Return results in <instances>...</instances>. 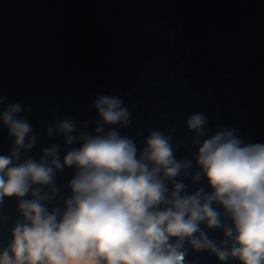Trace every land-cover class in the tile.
<instances>
[{
  "label": "water",
  "instance_id": "95a60500",
  "mask_svg": "<svg viewBox=\"0 0 264 264\" xmlns=\"http://www.w3.org/2000/svg\"><path fill=\"white\" fill-rule=\"evenodd\" d=\"M98 94L123 99L132 124L114 127L141 149L158 129L180 145L177 159L194 161L186 127L194 112L205 113L214 131L237 127L245 139L264 142V0H0V95L30 107L26 115L41 134L24 155L39 159L42 148L59 143L62 159L68 146L62 135L48 139L46 125L57 114L79 124L98 119ZM12 143L0 128V154ZM73 172L57 173L61 191L50 210L70 195ZM184 182L189 191L199 186ZM17 204L6 197L0 208V250L22 219ZM205 231L223 239L221 230ZM187 260L223 264L191 248Z\"/></svg>",
  "mask_w": 264,
  "mask_h": 264
},
{
  "label": "clouds",
  "instance_id": "9594fccd",
  "mask_svg": "<svg viewBox=\"0 0 264 264\" xmlns=\"http://www.w3.org/2000/svg\"><path fill=\"white\" fill-rule=\"evenodd\" d=\"M92 108L98 119L82 124L57 114L45 131L50 140L62 135L66 152L61 159L52 143L36 159L24 155L41 142L26 115L31 108L0 95V128L13 140L0 154V208L15 197L22 217L0 264H189V248L223 264H264V142L237 127L214 131L205 113L194 112L186 127L195 160L177 159L171 134L150 129L141 149L114 127L132 124L120 96L95 95ZM65 168L74 169L70 195L50 210ZM179 177L199 186L189 191Z\"/></svg>",
  "mask_w": 264,
  "mask_h": 264
}]
</instances>
